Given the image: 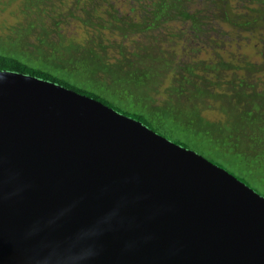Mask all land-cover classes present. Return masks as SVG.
Instances as JSON below:
<instances>
[{"label":"water","instance_id":"95a60500","mask_svg":"<svg viewBox=\"0 0 264 264\" xmlns=\"http://www.w3.org/2000/svg\"><path fill=\"white\" fill-rule=\"evenodd\" d=\"M0 264H264V197L94 99L0 71Z\"/></svg>","mask_w":264,"mask_h":264},{"label":"trees","instance_id":"16d2710c","mask_svg":"<svg viewBox=\"0 0 264 264\" xmlns=\"http://www.w3.org/2000/svg\"><path fill=\"white\" fill-rule=\"evenodd\" d=\"M42 1L48 0H29L28 4L37 7ZM127 1L131 4L129 16L112 7L109 0H100L109 7L108 19L98 20L100 30L117 31L127 40L135 35L158 33L176 24L189 40L200 42L212 53L213 59H193L178 66L181 72L176 74L165 101L157 103L140 93V87L154 83V68L140 65L134 59L136 54L126 55L121 43L116 47L120 59L112 66L114 71L93 51L86 55L90 60L84 55L64 59L56 50L32 54L22 50L17 42L5 46L0 43V71L35 77L94 99L186 149L193 143L211 146L218 153L233 157L236 164L249 172H257L256 183L262 189L264 88L257 85L263 82L264 86V0ZM222 29L237 36L246 35L248 40L256 38L260 45L256 43L254 49L259 62L245 59L238 63L240 58L231 54L220 57L218 40L229 36ZM154 55L157 68L169 67L170 59L163 52L155 50ZM98 74L109 76L110 84L99 82ZM72 77L93 85L77 84ZM97 86L100 92L96 91ZM113 99L127 107L116 106ZM202 108L219 110L226 115L225 122H208L201 115ZM235 177L242 183L247 179L244 175Z\"/></svg>","mask_w":264,"mask_h":264},{"label":"rangeland","instance_id":"374dc122","mask_svg":"<svg viewBox=\"0 0 264 264\" xmlns=\"http://www.w3.org/2000/svg\"><path fill=\"white\" fill-rule=\"evenodd\" d=\"M28 2L29 0H0V43L2 45H14L17 42L22 50L32 54L56 50L64 59L84 55L86 60L87 58L90 60L88 52L93 51L104 61L105 66L114 71L115 67L112 66L120 59L116 47L121 43L126 55L136 54L134 59L140 65L154 68L155 74H152L154 83L140 87L139 91L157 103L165 101L170 96L173 80L176 74L181 72L178 66L182 62H190L193 59L195 61L213 59L209 49L203 47L198 41L189 40L188 36L186 37L182 32L180 25L174 24L161 32L150 35H135L127 40H123L117 31L100 30L97 25L99 18L102 17L106 21L108 19L106 14L109 13V7L100 0H48L41 2L46 5L39 3L37 7L30 6ZM109 2L119 12H123L127 16L130 15L131 4L127 0H109ZM227 32L229 36H219L221 37L218 40L220 43L217 42L221 46L220 57H228L231 54L236 59L240 58L237 60L238 63L245 59L249 62H259L260 57L254 49V45L257 43L256 38L252 37L248 40L246 35L237 36L232 31ZM155 50L159 53L163 52L170 59L168 68H157L156 62L153 61L155 60ZM96 77L99 82L110 84V77L106 74H98ZM72 81L87 86L93 85L73 77ZM257 88L263 90V82L258 84ZM96 89L100 92V86H97ZM112 101L120 108L127 107L126 104H122L116 99ZM183 104L185 105V103ZM220 108L224 107L220 106ZM201 115L211 123H222L226 120V115L219 110L202 108ZM189 150L197 154L201 151L209 158L202 153L199 155L212 163L214 162L213 164L226 170L234 177L246 176L245 183L248 185L244 184L264 197L263 182L262 189L258 188L256 183L259 176L257 172H249L246 167L236 164L233 157L222 155L211 146H200L193 143Z\"/></svg>","mask_w":264,"mask_h":264}]
</instances>
